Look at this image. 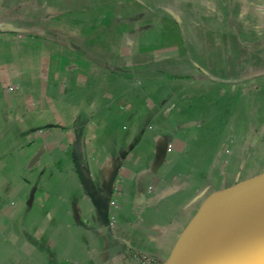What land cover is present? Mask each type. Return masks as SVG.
Listing matches in <instances>:
<instances>
[{"label": "crops", "instance_id": "1", "mask_svg": "<svg viewBox=\"0 0 264 264\" xmlns=\"http://www.w3.org/2000/svg\"><path fill=\"white\" fill-rule=\"evenodd\" d=\"M263 171L264 0H0V264H167Z\"/></svg>", "mask_w": 264, "mask_h": 264}, {"label": "water", "instance_id": "2", "mask_svg": "<svg viewBox=\"0 0 264 264\" xmlns=\"http://www.w3.org/2000/svg\"><path fill=\"white\" fill-rule=\"evenodd\" d=\"M253 240H264V171L210 195L180 235L167 264H198L210 245Z\"/></svg>", "mask_w": 264, "mask_h": 264}, {"label": "built area", "instance_id": "3", "mask_svg": "<svg viewBox=\"0 0 264 264\" xmlns=\"http://www.w3.org/2000/svg\"><path fill=\"white\" fill-rule=\"evenodd\" d=\"M118 192H119V188L117 186L116 187L114 186L113 187V194H112V198H111V203L113 205H115L116 196H117ZM136 258L141 264H155L154 263L155 261L145 254H138L136 256Z\"/></svg>", "mask_w": 264, "mask_h": 264}]
</instances>
